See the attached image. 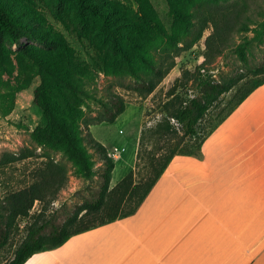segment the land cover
Listing matches in <instances>:
<instances>
[{
    "label": "trees",
    "instance_id": "1",
    "mask_svg": "<svg viewBox=\"0 0 264 264\" xmlns=\"http://www.w3.org/2000/svg\"><path fill=\"white\" fill-rule=\"evenodd\" d=\"M74 1L80 23L93 25L102 35L110 52L109 68L115 73L130 75L135 80L130 89L142 98H148L156 91L176 67V58L199 43L210 27L212 31L205 38L204 61L194 71L185 70L167 92L168 101L163 105L164 119L156 127L142 132L136 168L140 170L142 166L146 176L137 182V171L132 170L114 188H111V181L116 167L115 159L110 156L107 147L85 129L89 131L94 125L115 123L126 111L125 100L110 92L108 100H99L103 111L91 118H84L83 115L80 126L82 113L78 107L81 98L73 77L49 55L35 56L41 76L36 102L47 118V125L37 128L33 134L34 141L61 152L79 174L89 179L94 174V162L89 152L93 150L103 162L100 174L102 182L94 199L85 200L62 225L52 224L44 220V213L67 186L69 173L65 164L49 154L43 155L46 160L34 172L32 183L8 192L0 202V247L8 244L18 221L30 216L36 202L42 203L44 208L27 226V235L16 248L12 259L4 264H25L33 255L56 249L73 236L135 214L173 158L179 155L201 157L206 137L257 88L264 85V60L259 65H252L249 60L251 44L256 41L264 43V22L260 23L261 31L257 38L246 40L235 49L243 64V71L216 79L210 69L215 60L231 47L236 32L250 30L252 18L248 15L247 0H170L171 14L178 31L172 43L160 48L157 60L140 53L145 49L149 52L153 47L142 40L139 36L141 31L129 29L124 32L120 29L121 12L109 0L103 4L95 0ZM117 12H120L118 16ZM0 33L6 34L13 45L21 46L24 33L19 27V15L2 0ZM131 47L135 50H131ZM133 51H136L135 55ZM137 64L144 69L143 73L139 72ZM241 83H247L248 89L212 131L199 144H195L200 136L202 120L224 95ZM179 89L185 92L180 93ZM191 89L193 95L189 94ZM37 155L35 149L24 148L18 154H5L2 163L10 165Z\"/></svg>",
    "mask_w": 264,
    "mask_h": 264
},
{
    "label": "rangeland",
    "instance_id": "2",
    "mask_svg": "<svg viewBox=\"0 0 264 264\" xmlns=\"http://www.w3.org/2000/svg\"><path fill=\"white\" fill-rule=\"evenodd\" d=\"M2 1L19 15V27L24 36L21 46L18 47L11 43L6 34L0 33V202L8 192L22 189L32 183L34 172L43 166L46 160L43 155L49 154L66 165L69 182L57 199L50 204L43 218L52 224L62 225L79 205L98 195L102 182L100 174L103 162L98 154L89 150L94 162V174L89 179L79 174L61 152L53 151L34 141L33 134L37 128L47 125V118L36 102L41 76L35 56L49 55L73 77L81 98L78 107L82 113L80 126L83 115L84 118H91L103 111L99 100H108L110 92L120 95L125 100L126 111L115 123L94 125L89 131L85 129L106 146L110 156L115 159L116 168L112 176V187H115L132 170L137 171V182L146 176L145 169H141L142 166L140 170L136 168L142 132L156 127L164 119L166 114L163 105L168 101L167 92L175 80L181 77L185 70L194 71L204 61L202 55L206 48L205 38L212 29L210 27L206 30L204 38L192 49L176 58V67L152 95L142 98L130 89L135 84L130 75L115 73L109 68L110 52L102 35L93 25L85 26L80 23L74 0ZM95 1L103 4L106 0ZM109 1L121 12L120 29L124 32L129 29L141 31L139 36L153 47L149 52L145 49L140 50V53L157 60L160 48L172 43L171 40L178 31L171 14L170 0ZM247 1L248 15L252 18L250 30L236 32L231 47L210 66L216 79L244 70L235 49L242 42L257 38L261 31L260 23L264 22V0ZM120 12L116 15L118 16ZM130 49L135 50L134 47ZM135 53L136 51H133L134 55ZM249 60L252 65L263 62L264 43L256 41L251 44ZM137 69L140 73L144 71L139 64ZM247 89L248 84L241 83L221 98V102L211 109L200 123V136L195 144H199L212 131ZM179 91L185 92L182 89ZM189 92L191 95L194 94L192 89ZM172 122L176 125L175 121ZM83 131L81 127L82 136ZM24 148L35 149L37 157L10 165L2 163L5 154H18ZM43 210L42 203L36 202L30 216L18 221L11 240L4 247H0V264L12 259L16 248L27 235V226Z\"/></svg>",
    "mask_w": 264,
    "mask_h": 264
},
{
    "label": "crops",
    "instance_id": "3",
    "mask_svg": "<svg viewBox=\"0 0 264 264\" xmlns=\"http://www.w3.org/2000/svg\"><path fill=\"white\" fill-rule=\"evenodd\" d=\"M201 153L174 157L135 214L25 264H264V85Z\"/></svg>",
    "mask_w": 264,
    "mask_h": 264
},
{
    "label": "bare ground",
    "instance_id": "4",
    "mask_svg": "<svg viewBox=\"0 0 264 264\" xmlns=\"http://www.w3.org/2000/svg\"><path fill=\"white\" fill-rule=\"evenodd\" d=\"M125 150H126V148H125ZM119 159V158H118Z\"/></svg>",
    "mask_w": 264,
    "mask_h": 264
}]
</instances>
